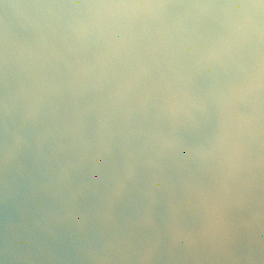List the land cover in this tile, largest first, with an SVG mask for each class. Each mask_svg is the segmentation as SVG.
<instances>
[{"label": "bare ground", "instance_id": "1", "mask_svg": "<svg viewBox=\"0 0 264 264\" xmlns=\"http://www.w3.org/2000/svg\"><path fill=\"white\" fill-rule=\"evenodd\" d=\"M0 264H264V0H0Z\"/></svg>", "mask_w": 264, "mask_h": 264}]
</instances>
